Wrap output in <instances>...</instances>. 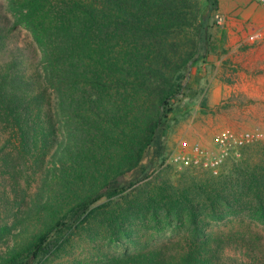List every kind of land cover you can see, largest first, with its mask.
I'll return each instance as SVG.
<instances>
[{
	"label": "trees",
	"instance_id": "trees-1",
	"mask_svg": "<svg viewBox=\"0 0 264 264\" xmlns=\"http://www.w3.org/2000/svg\"><path fill=\"white\" fill-rule=\"evenodd\" d=\"M218 13V0H0V264H46L94 224L125 247L79 264H226L209 222L264 226V142L216 175L172 180L163 165L175 101L226 51ZM19 29L37 58L21 59ZM147 224L167 235L145 241Z\"/></svg>",
	"mask_w": 264,
	"mask_h": 264
},
{
	"label": "rangeland",
	"instance_id": "rangeland-1",
	"mask_svg": "<svg viewBox=\"0 0 264 264\" xmlns=\"http://www.w3.org/2000/svg\"><path fill=\"white\" fill-rule=\"evenodd\" d=\"M252 3L248 16L231 13L225 16L219 11L217 21L227 32L226 51L211 54L209 63L199 66L201 78L192 100L178 98L175 101V119L166 134L168 151L163 164L172 180L186 169L198 173L208 171L175 160L173 154L191 150L190 146H183L184 141L190 145L197 140L204 149H211L218 131L249 130L256 139L249 144L251 148L248 151L241 153L245 158L250 154L256 157L253 149L264 142V9L256 0ZM255 33L258 35L254 36ZM12 38L20 45L17 52L23 62L37 58L39 52L24 29L17 30ZM203 98H206V109L200 105ZM113 202L112 206L117 207ZM134 222L138 223L137 220ZM209 223V233L221 237L227 245L224 250L226 264L252 257L264 260L263 225L250 219L211 220ZM151 235L153 239L162 241L167 232L164 235L155 233L153 224H147L145 241L149 237L148 241L152 242ZM123 247L94 224L78 231L46 264L89 263Z\"/></svg>",
	"mask_w": 264,
	"mask_h": 264
},
{
	"label": "built area",
	"instance_id": "built-area-1",
	"mask_svg": "<svg viewBox=\"0 0 264 264\" xmlns=\"http://www.w3.org/2000/svg\"><path fill=\"white\" fill-rule=\"evenodd\" d=\"M256 1L264 9V0ZM257 35L258 33L254 34V36ZM255 139V134L249 130L223 129L215 134L211 149H204L201 142L197 140L190 145L184 141L183 146H190L191 150L179 152L173 156L175 160L182 161L186 165L201 167L216 175L221 171L224 163L239 159L242 148L254 142Z\"/></svg>",
	"mask_w": 264,
	"mask_h": 264
},
{
	"label": "crops",
	"instance_id": "crops-1",
	"mask_svg": "<svg viewBox=\"0 0 264 264\" xmlns=\"http://www.w3.org/2000/svg\"><path fill=\"white\" fill-rule=\"evenodd\" d=\"M218 1H219V11H221L222 14L225 16L228 15L229 13L235 16H242V17L248 16L249 11H251L250 8H252L253 5L252 3L253 0H218Z\"/></svg>",
	"mask_w": 264,
	"mask_h": 264
}]
</instances>
